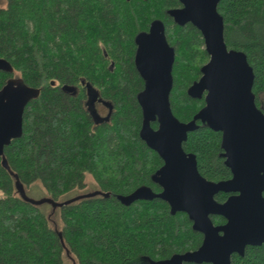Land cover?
Returning <instances> with one entry per match:
<instances>
[{
	"label": "trees",
	"instance_id": "16d2710c",
	"mask_svg": "<svg viewBox=\"0 0 264 264\" xmlns=\"http://www.w3.org/2000/svg\"><path fill=\"white\" fill-rule=\"evenodd\" d=\"M179 6V0H6L0 6V57L12 66L11 73L0 71V88L16 77L39 89L25 106L22 135L4 148L9 169L0 157V264H63L64 253L77 264H172L200 246L188 215L172 214L156 196L161 188L154 176L163 161L140 138L137 96L144 79L135 67V39L155 20L175 50L174 116L188 122L205 106L187 90L209 56L200 31L168 15ZM217 10L226 45L242 51L253 69L258 104V96L264 100V0H220ZM88 92L108 108L98 122L82 104ZM221 143V132L197 122L182 144L208 180L230 177ZM13 174L25 197L39 185L45 198L63 203L60 198L86 186L87 175L96 187L89 193H96L57 205V228L42 207L48 202L23 198ZM232 264H264V245L248 247Z\"/></svg>",
	"mask_w": 264,
	"mask_h": 264
},
{
	"label": "water",
	"instance_id": "95a60500",
	"mask_svg": "<svg viewBox=\"0 0 264 264\" xmlns=\"http://www.w3.org/2000/svg\"><path fill=\"white\" fill-rule=\"evenodd\" d=\"M179 2L181 7L170 9L168 15L179 26L187 23L195 26L209 56L200 78L187 90L191 98H199L206 92L205 106L188 122L174 116L170 93L175 50L167 43L163 22L155 20L148 32L139 33L135 39V67L144 79V88L137 96L143 113L140 138L163 161L154 176L161 188L156 196L168 204L172 214L186 213L193 228L204 234L197 250L175 256L172 264H230L232 252L242 254L247 244L264 242V114L255 105L254 73L246 55L226 45L223 18L217 10L220 0ZM0 71L12 72L10 62L2 57ZM63 88L72 90L67 85ZM38 94V88L16 77L7 79L0 88V157L6 169L9 167L4 148L22 135L25 106ZM154 121L156 129L151 127ZM197 121L222 133V156L232 173L230 179L207 180L198 172L194 154L184 151L182 144L187 133L197 128ZM13 176L20 195L37 205L48 202L55 207L83 196L63 203L48 198L32 199L25 197L22 184L16 174ZM218 192L238 194L218 203L214 199ZM213 214L225 217L226 224L215 227L210 219Z\"/></svg>",
	"mask_w": 264,
	"mask_h": 264
},
{
	"label": "flooded vegetation",
	"instance_id": "af4514ba",
	"mask_svg": "<svg viewBox=\"0 0 264 264\" xmlns=\"http://www.w3.org/2000/svg\"><path fill=\"white\" fill-rule=\"evenodd\" d=\"M179 7H181V4H180V6ZM149 31V29L146 31V32H148ZM201 76V75H200ZM200 78V77H199ZM198 78V79H199ZM197 81V80H196ZM62 90H64L65 92H67V93H69V94H71V92H72V90L70 91V90H65L64 88H63V86H62ZM205 95H206V92H204L203 94H202V98L204 99V101H205ZM254 95V94H253ZM85 96H86V98H85V100L83 101L84 103H82L83 105H84V108L86 109V111H89L90 112V114H91V119H92V121H95V122H98V118H100V115H99V113H98V105H101V107H106L105 106V104L104 103H101L100 101H98V95L96 94V93H94V92H88V95H86L85 94ZM201 97H199V98H201ZM258 98V101H259V103L257 104V102H256V96L254 95V101H255V105H256V107L264 114V100H263V98H262V96H258L257 97ZM197 99V98H196ZM197 122H200V121H197ZM196 122V123H197ZM157 128V127H156ZM156 128H154V129H156ZM222 134V133H221ZM222 146V145H221ZM223 150V149H222ZM223 153V152H222ZM222 153H221V157L223 158V163H224V161H225V158L222 156ZM224 165H225V163H224ZM226 166V165H225ZM227 167V166H226ZM228 168V167H227ZM229 169V168H228ZM229 171H230V169H229ZM232 177V173H231V171H230V177L228 178V179H230ZM228 179H225V180H228ZM208 180V179H207ZM210 181H212V180H210ZM220 181H224V180H220ZM213 182H219V181H213ZM220 194H225L226 195V197L223 199V200H218L217 199V196L218 195H220ZM236 194H238L237 192H218V193H216L215 195H214V199L218 202V203H223V202H225L230 196H232V195H236ZM263 196H264V191H263ZM214 216H219V217H222L223 218V220L224 221H222V222H219V223H217V222H215V221H213V217ZM210 219H211V221H212V223H213V225L215 226V227H219V226H223V225H225L226 224V222H227V219L225 218V217H223V216H221V215H218V214H213V215H210ZM192 222V221H191ZM192 228H193V223H192ZM193 230L194 231H196V232H198V233H200L201 234V236H202V239H201V244H202V242H203V239H204V234L203 233H201V232H199V231H197V230H195L194 228H193ZM222 231H219V234L220 235H222ZM201 244H200V246H201ZM262 245H264V242H262V243H260V244H254V245H252V244H247L245 247H244V250H243V253L242 254H240V253H238V252H232L231 254H230V264H232V259H233V257H240V258H243L244 256H245V252H246V249L248 248V247H256V246H262ZM199 246V247H200ZM198 247V248H199ZM198 248H196V249H194V250H197ZM194 250H192V251H194ZM190 264H197V263H190ZM199 264H212V263H209V262H203V263H199Z\"/></svg>",
	"mask_w": 264,
	"mask_h": 264
},
{
	"label": "rangeland",
	"instance_id": "374dc122",
	"mask_svg": "<svg viewBox=\"0 0 264 264\" xmlns=\"http://www.w3.org/2000/svg\"><path fill=\"white\" fill-rule=\"evenodd\" d=\"M5 3H6V0H0V6H4ZM98 113H99L100 117H105V116H107L108 108L101 107V105H98ZM85 181H86V186L84 188L76 189V190L72 191L70 194L60 198L59 202L67 201V200L72 199V198H74L75 196H78V195L87 194V193L93 191L96 188L90 175L86 176ZM32 188L27 190V195L30 198H32V199H41V198H45L44 196H47V194H45V190L41 189V187L39 185H36L35 187H32ZM42 207L47 213H50V218H51V220L52 219L54 220V223L56 224V227L57 228L60 227L58 206H55L54 208H52L51 204L47 203V204H44V206H42ZM63 264H77V261L70 253H67V254L64 253V255H63Z\"/></svg>",
	"mask_w": 264,
	"mask_h": 264
}]
</instances>
